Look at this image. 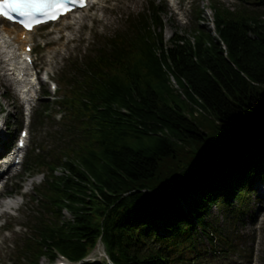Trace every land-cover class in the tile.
I'll list each match as a JSON object with an SVG mask.
<instances>
[{
    "label": "trees",
    "instance_id": "trees-1",
    "mask_svg": "<svg viewBox=\"0 0 264 264\" xmlns=\"http://www.w3.org/2000/svg\"><path fill=\"white\" fill-rule=\"evenodd\" d=\"M155 1L60 77L54 103L40 98L34 124L56 106L60 129L23 160L26 177H43L15 264H184L213 235L237 251L208 206L229 203L226 220H242L264 182V20L211 0L215 31L197 7L191 33L166 41ZM201 113L228 136L212 137ZM99 241L110 261L85 260Z\"/></svg>",
    "mask_w": 264,
    "mask_h": 264
},
{
    "label": "rangeland",
    "instance_id": "rangeland-1",
    "mask_svg": "<svg viewBox=\"0 0 264 264\" xmlns=\"http://www.w3.org/2000/svg\"><path fill=\"white\" fill-rule=\"evenodd\" d=\"M220 1L232 9L245 8L248 13L251 12L264 20V2H259V0ZM155 2L163 7L161 16L166 41L174 33H191V29L197 24L195 22L197 7L204 9L203 17L205 19L200 21V24L215 31L214 12L209 8L211 0H156ZM153 3L154 0H94L91 8L74 12L54 24L35 29L31 33L32 57L37 64L35 68L40 71V77L43 78H45L44 71L46 69L51 70L52 73L50 81L45 78L44 81L39 79V83H35L34 98L29 110L26 109V104H23V100L16 90L17 84L9 79L14 75L8 74L9 71L5 68L8 65L0 59V154H5L8 150L13 149L22 128H26L29 132L28 144L23 150L25 155L31 149H36L35 152L49 149L53 143L50 135L60 129L61 112L56 106H52L53 118H47L42 124L35 125L34 115L40 98L45 97L46 100L54 103L61 95L59 93L60 77L75 68L87 55L95 54L104 44L105 39L124 30L131 15L139 13ZM78 16L80 17L78 18ZM77 19L81 21L77 23ZM1 27L18 31V33L23 31L18 25L10 24L0 18ZM65 31H72V33L67 32L68 36L63 37L67 38L65 41H61L59 36ZM54 49H57L55 54ZM53 83L56 85L57 91H54ZM45 90H48L49 94L44 93ZM195 120L202 123L206 131H211V136L214 138H226L229 134L228 131L223 130L217 132L213 126V120L205 114L201 113ZM235 136L232 134L229 140H234ZM2 139L4 140L2 141ZM228 141L225 140V143ZM21 164L15 165L14 170L3 177V180L8 179L5 186L0 189L1 195L12 194V198H17L15 194H20L18 195L19 202L14 207H4L7 195L0 199V264H15L12 259L16 258V243L21 242L26 233H31L30 228L26 230L23 227V225H27L28 209L37 207L31 204L30 196L42 182V176L37 175L28 179L26 173L22 171L23 164L22 168ZM59 170L56 173H59ZM22 186L24 189L20 191ZM250 192V214L231 224L226 220V207L230 206L229 203H215L208 206L207 220L238 243L237 251L230 252L228 255L221 252L220 246L217 244L218 239L216 235H213V240L204 238L200 242L202 253L184 264H264V182L260 177L255 178V185ZM63 215L64 218L72 217L67 211H64ZM89 258L94 261L109 262L102 243L94 249ZM57 259H61V257ZM50 263L52 262L46 257L41 259V264Z\"/></svg>",
    "mask_w": 264,
    "mask_h": 264
},
{
    "label": "bare ground",
    "instance_id": "bare-ground-1",
    "mask_svg": "<svg viewBox=\"0 0 264 264\" xmlns=\"http://www.w3.org/2000/svg\"><path fill=\"white\" fill-rule=\"evenodd\" d=\"M80 16H78L79 18ZM77 23L80 19L76 20ZM31 32L28 31H14L7 28H0V59L8 65L5 66L8 70V74L14 75V77L9 78L12 82L17 84L16 90L20 92L24 103L31 104L34 88V73L32 72L33 67L26 60L28 56H32V52H27L26 47L32 45ZM54 54L57 49H54ZM7 79V80H9ZM19 202V198H13L11 200L5 201V207L16 206ZM100 246V244L98 245Z\"/></svg>",
    "mask_w": 264,
    "mask_h": 264
},
{
    "label": "snow or ice",
    "instance_id": "snow-or-ice-1",
    "mask_svg": "<svg viewBox=\"0 0 264 264\" xmlns=\"http://www.w3.org/2000/svg\"><path fill=\"white\" fill-rule=\"evenodd\" d=\"M7 6H8L7 3L0 5V15H6V13H4L2 11V9L4 7H7ZM28 6H31V7L35 8L36 10H42V8L45 5L38 4L37 0H13V2H12L13 8H24V7H28ZM54 6L55 7H61V8L64 7L63 5H54Z\"/></svg>",
    "mask_w": 264,
    "mask_h": 264
}]
</instances>
